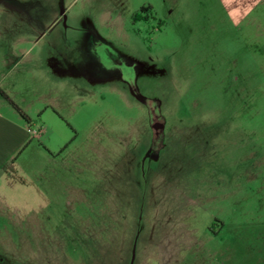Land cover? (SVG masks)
<instances>
[{
	"label": "rangeland",
	"instance_id": "obj_1",
	"mask_svg": "<svg viewBox=\"0 0 264 264\" xmlns=\"http://www.w3.org/2000/svg\"><path fill=\"white\" fill-rule=\"evenodd\" d=\"M1 98L0 264H264V0H0Z\"/></svg>",
	"mask_w": 264,
	"mask_h": 264
},
{
	"label": "crops",
	"instance_id": "obj_2",
	"mask_svg": "<svg viewBox=\"0 0 264 264\" xmlns=\"http://www.w3.org/2000/svg\"><path fill=\"white\" fill-rule=\"evenodd\" d=\"M140 7H148V15L151 14L152 8L149 4H141ZM138 8V9H139ZM2 99V98H1ZM0 99V163L6 158L20 152L26 145L27 131L26 127L30 124L29 120H22L21 117H15V123L12 120V107L3 99ZM7 101V100H6ZM17 112V110H16Z\"/></svg>",
	"mask_w": 264,
	"mask_h": 264
},
{
	"label": "trees",
	"instance_id": "obj_3",
	"mask_svg": "<svg viewBox=\"0 0 264 264\" xmlns=\"http://www.w3.org/2000/svg\"><path fill=\"white\" fill-rule=\"evenodd\" d=\"M149 11V8L148 7H140L138 9V11L136 13L133 14L132 16V20L135 21V20H138V19H141V18H146L144 15L147 14ZM142 14V15H141ZM6 99L7 97L5 95H3ZM9 101V100H8ZM10 102V101H9ZM14 106V105H13ZM14 108L17 110V112L19 113V115L21 116L22 119L24 120H27V118L25 117L24 114H22L17 107L14 106Z\"/></svg>",
	"mask_w": 264,
	"mask_h": 264
}]
</instances>
